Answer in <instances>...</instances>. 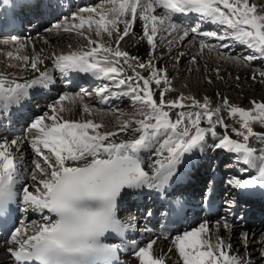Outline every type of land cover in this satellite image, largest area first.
Returning <instances> with one entry per match:
<instances>
[{
    "label": "snow or ice",
    "instance_id": "6c2138e0",
    "mask_svg": "<svg viewBox=\"0 0 264 264\" xmlns=\"http://www.w3.org/2000/svg\"><path fill=\"white\" fill-rule=\"evenodd\" d=\"M174 14H196L199 22L185 27L173 21ZM137 21L142 22L140 39L149 46L150 58L146 62L120 47ZM201 23L217 28L202 31ZM53 29L77 31L81 35L86 29L97 38L85 35L86 49L53 53L50 59L55 71L62 77L78 72L108 81L96 89L102 104L126 96L139 107L115 131H100L103 125L91 119L76 121L62 115L68 110L66 101L82 102L84 95H90L82 90L79 96L60 95L23 131L9 128L0 132V227L12 225L6 241L12 264H121L117 254L125 240L128 241L125 250L134 258L133 264H168L164 255L154 251L158 237L141 244L127 236L129 231L154 233L155 225L148 220L154 213L149 210L141 226L135 217L122 220L119 205L124 197L144 189L167 200L168 188L185 157L203 152L206 147L235 154L236 165L249 166L240 168L241 172L253 167L259 171V175L250 179L229 176L225 181L226 196L233 190L264 186V147L257 155V149L249 145L250 137L264 144V133L254 132L252 127L257 122L264 127V102L253 101L250 109H244L231 104L226 97H221L214 108L207 97L201 102L194 96L180 94L168 100L166 94L174 89L166 69L155 63L156 38L161 31L167 32L168 37L174 34L181 43L190 34L205 38L199 41L198 55L207 49L224 56L221 50L238 43L253 54H230L228 59L249 63L264 59V8H258L250 0H103L99 5L80 7L62 19L57 17L47 30ZM168 43L171 45L173 40ZM0 44H11L17 53L21 51L18 36L0 39ZM12 55L7 53L9 57ZM184 55L179 53L180 57ZM15 59L22 60L24 68L30 65L39 75L24 82L12 81L7 86L0 79V121L10 117L12 106H18L32 89L54 83L48 72L40 70L43 61L38 56L29 60L28 56L17 55ZM190 63H199L197 55L191 57ZM216 71L218 78H222L219 69ZM258 75L264 80V70ZM224 110L230 117L239 118L240 127L232 132L242 140L232 139L227 132L218 134V127L227 128L219 115ZM83 111L91 113L87 104ZM209 136L214 142L211 145ZM25 147L36 157L30 170L24 167ZM142 152L147 153L146 159L141 157ZM223 204L231 210L236 201L226 198ZM182 209V202L174 201L168 203L166 210L162 205L160 212L166 219ZM15 213H37L39 221L26 222L19 216L14 218ZM223 227L230 232L233 225L225 219ZM161 234L169 238L166 232ZM110 235L122 238L120 243L105 242ZM211 236L204 223L175 235L172 245L183 264H251V257L233 255L232 245L223 237L217 236L213 241ZM241 243L247 251L248 232H242ZM259 243L264 245V239ZM260 258L264 261V248Z\"/></svg>",
    "mask_w": 264,
    "mask_h": 264
},
{
    "label": "bare ground",
    "instance_id": "6f19581e",
    "mask_svg": "<svg viewBox=\"0 0 264 264\" xmlns=\"http://www.w3.org/2000/svg\"><path fill=\"white\" fill-rule=\"evenodd\" d=\"M93 1L94 0H92V2ZM250 3L257 4L258 8H264V0H250ZM90 4L91 1L84 0L78 7H75L73 9H67L64 5H60V7L56 11L62 14L61 16H59L62 19L63 15H67L70 12L77 11L80 7L91 6ZM105 7H108V5H105ZM158 12H162V10L158 9ZM197 18L199 17L196 16V14L173 15V21L178 24H181L180 22L182 20H192ZM181 25L185 27L189 26L188 24L184 23H182ZM47 26H42L39 29L34 30L28 34L23 33L22 35L18 36L20 38L21 45V51L19 53H17L16 48H14L11 44L7 46L0 44V79L6 81V86L7 84H11L12 81L24 82L27 80H31L39 75L38 72H34L31 69L30 65L27 68H24V62L22 60L15 59L17 55L28 56L29 60H31L34 56H38L43 61L39 64L40 70L42 72H48L54 80V83H52L50 87H46L49 89L48 92L45 91L46 88H42L43 92H40L41 90H38L40 88L32 89L30 95L26 96L18 106H12V113H26L24 117L28 121L27 124L21 125V119L14 116L13 118L17 122L16 125L12 123V126L8 128H6L5 125L0 126V132H6L9 130V128L17 132L23 131L25 127L30 124L31 121L34 120L37 115H40L48 110V106L57 99H54L55 95H57V97L62 94H68L69 96H79L82 94V90L87 91L88 89L85 90V88L90 85L92 87L96 86L97 89L100 84L109 83L108 81L96 80L95 78L89 75H85L78 72L69 73L67 76L62 77L58 71H55L53 69L52 60L50 59L53 53L57 55L69 54L72 51L86 49L87 40L84 38V36L91 35L93 39L97 38L95 37L94 32L88 33L86 29L84 30V35H81L77 31H64L62 29L47 30L51 29ZM120 28H123L122 24L120 25ZM210 28H216V25H212L209 23H201L202 31H206V29ZM141 35L142 22L137 21L134 28L130 31L129 36L125 37L124 40L121 42L120 47L122 50L127 51L131 56L139 57L141 60L146 62L150 58L149 46L147 45L146 41L140 39ZM5 38L9 37H0V39ZM104 39L107 40V36H105ZM169 39L173 40V43L171 45L168 43ZM200 39L205 38H194L193 35L190 34L189 37L185 38L184 42L181 43L180 40L175 38L174 34L172 37H168L167 32L161 31L158 33L156 38L158 46L155 49V63H157L160 68L166 69L169 79L171 81L172 88L174 89V91L166 94V99L171 100L176 98L180 94H183L185 96H194L202 102L203 99L207 97L212 102L211 106L213 108L217 106V103L220 101L221 97H226L228 98L231 104H239V106L250 105L253 100H260V98H262L261 100L264 101V80H262L258 75L259 71L264 70V59H257L250 63L246 61H236L235 59H228L227 53H234L236 52V47L242 46L238 43H232L231 48L228 50H221L225 52L224 56L217 55L216 51L209 52L207 49L203 51L202 55H198L200 51ZM63 40L70 41L72 44L68 48V50H66L65 53L59 49L60 47L65 46V44H61ZM209 42L214 44L219 43L215 40H210ZM249 51L251 50L248 49V52ZM8 52L13 53L12 57L7 56ZM180 52H184L185 55L183 57H180ZM193 55H197V59L199 61L198 64L190 63L191 57ZM125 68L127 70V66H125ZM217 69H219V77L222 78H218L216 71ZM127 71L128 74H131L130 70ZM139 71H141L142 74H146L143 73V70ZM71 75L78 78L81 82L79 87L81 86L82 90L81 92L77 91V94L76 92H72L71 88L67 86L73 84L74 78ZM254 75L256 77L255 79H253ZM237 77L239 79H237ZM209 80H211L212 82L208 83ZM247 80H251V82L249 81V83ZM249 86L252 87L251 91L255 92V94L259 93V96L255 95L254 98L251 97L252 95H247L249 91L247 87ZM204 87L208 88L204 89ZM153 88L155 89V85H153ZM113 90L115 91L116 89ZM229 90H231V92H229ZM156 91L158 92L159 89H156ZM45 92L48 95L43 97V93ZM29 96H35L34 100L37 99L35 103L33 101L34 105L32 103L27 104V99ZM125 100L134 103L129 97L122 96L118 99L110 100L107 104H102L100 103L96 95L94 97L84 95L82 102L80 100H77L75 103H70L66 101L65 105L68 110L64 111L62 115L65 119L76 121L91 119L94 122L103 125L100 131H115L121 125L122 120L127 119L136 111H124L125 114L122 113L120 117L112 116L114 113H112V110H109V108H111V106H117L120 103H124ZM85 104L90 107V114L85 113L83 111ZM175 111L176 110H173V119H175ZM225 111L227 110L220 112L219 115L221 119V114ZM136 118L139 119L140 117L137 116ZM3 120L5 122V119ZM48 123L51 122L49 121ZM0 125L2 124L0 123ZM217 131L220 135H223L225 134V132H227V134L232 138V135L227 131V129L223 127H218ZM120 135L121 137L124 136L123 133H121ZM8 138L10 139L11 135H9ZM208 143L209 145L214 143L211 140L210 136L208 137ZM259 144L260 145H257L255 148L257 149V155H259V149L264 147V144H262L261 142ZM24 152L26 160L24 167L25 169L30 170L33 165L31 166L28 164L27 158L30 156H32L33 158L34 155L32 154L31 149L29 147H25ZM140 155L145 159L147 158V153L142 152ZM230 156L236 157L235 154L228 153L223 150L212 149L211 147H206L203 152L196 151L193 155L185 157L184 162L179 166L177 175L174 177L173 182L176 181L178 183V189L188 188L189 185L195 186L196 183L197 185H199L201 182V178L205 177V174H207V172L210 170V168H212L214 164H222ZM240 166L245 168L249 167L247 165H243L242 163L240 164ZM233 171L234 174L232 175H235L240 178H242L247 173L243 172L242 174V172L240 171V167H235ZM200 172H203V174H201ZM232 172L230 171V173ZM248 173H252L251 177L259 175L258 169L254 167L249 168ZM28 183L31 184L30 179ZM257 186L261 185L258 184ZM263 187L264 186H261V188ZM145 191L148 194L150 190L144 189L141 192ZM124 206H126V204ZM118 214L122 220H127L128 218L133 217L131 215H126L121 212ZM25 215L28 219L31 218L34 221H39V215L37 213H25ZM135 218L140 224V219L138 217ZM28 219L26 220V222H30ZM225 219L233 225L230 232L228 230H225L223 227V221ZM218 221L220 222L219 225L217 224ZM260 222L263 225V228L261 230L259 229V227H248L247 229L243 230L236 222H231L230 219L221 215L214 219L207 220L206 222L198 223L189 230H193L199 227L201 224L207 223L212 234L211 238L213 241H215V238L217 236L223 237L226 242L232 245L233 255L249 257L248 253H250L251 264H264V261H261L260 258V252L262 248H264V245H261L259 243L261 239H264V235H262L264 234V222ZM242 232L249 233V244L247 249L248 253L247 251H244V246L241 243ZM149 238L154 237H147L146 240H148ZM173 238L174 237H170L166 240L157 238L156 245H154V251L157 255H164L166 260L168 261V264H183V261L179 257V254L175 251L172 245ZM7 239L0 242V264H12V260L9 258L6 252V248L8 247L6 243ZM133 259L134 258L130 255L127 259L128 264H133Z\"/></svg>",
    "mask_w": 264,
    "mask_h": 264
},
{
    "label": "rangeland",
    "instance_id": "374dc122",
    "mask_svg": "<svg viewBox=\"0 0 264 264\" xmlns=\"http://www.w3.org/2000/svg\"><path fill=\"white\" fill-rule=\"evenodd\" d=\"M102 2H103V0H99V1H97V2H95V3H93V4H91V6H93V5H99V4H102ZM55 22V21H54ZM54 22H52V23H50L47 27L48 28H51L52 27V24L54 23ZM184 22L185 23H188V25H190V26H192V25H195L197 22H199V19L198 20H192V22L190 23L188 20H184ZM216 28H217V26H216ZM216 28H210V29H206V31H212V30H216ZM64 41V40H63ZM62 41V43L61 44H65V46H62V47H60L59 49L61 50V51H63L64 53L66 52V50H68V48L72 45L71 44V42L70 41H64L63 42ZM61 42V41H60ZM65 47H67V48H65ZM247 50V51H246ZM226 53H227V51H226ZM235 55V56H243V55H247V54H253L251 51H249L248 52V49L247 48H245L244 47V45H242V46H239V47H236V52H234V53H227V55ZM236 60V59H235ZM236 61H243V60H236ZM260 63H262V62H260ZM262 66H263V64H262ZM248 82L250 81L251 82V80H247ZM246 81V82H247ZM249 82V83H250ZM208 87H204V89H207ZM251 88V89H250ZM81 88H78V89H76V90H80ZM94 89L95 88H90L87 92H85V93H90V95H87V96H91V97H94V96H92V95H95V93H94ZM247 89L249 90L248 91V93H247V95H249V96H251V97H254L255 98V95L256 96H259V93H256L255 94V92H252L251 90H252V87H247ZM75 92V91H74ZM229 92H231V90H229ZM76 94H77V91H76ZM56 98V97H55ZM58 98V97H57ZM262 98H260V100H253V101H255V102H257V103H261V102H264V101H262L261 100ZM236 106H238V107H242V108H244V109H250L251 107H252V103L250 104V105H247V106H239V104H236ZM137 107H139L138 105H136V104H134V103H132V102H129L128 100H125V102L124 103H120L119 105H114V106H111V108H109V110H112L111 112L112 113H114L112 116H117V117H120V115H122V113L123 114H125V112L124 111H133V110H136L137 109ZM111 113V114H112ZM116 113V114H115ZM225 113V114H224ZM119 115V116H118ZM221 116H222V119L224 120V123L227 125V127L228 128H226L227 129V131L232 135V138H234V139H237V140H242V137H237V136H235V134L232 132V129L233 128H237V129H239V127H240V122H239V118L238 117H235V118H233V117H230L229 115H228V112L227 111H225V112H223L222 114H221ZM252 127H253V131L254 132H257V133H264V127H262L258 122L257 123H254L253 125H252ZM258 140H256L255 139V137H250V139H249V145L251 146V147H253V148H256V146L258 145H260L259 143H260V141H258ZM34 159H36V157H33L32 158V156H30V157H28L27 158V162H28V164L29 165H31L32 166V161ZM26 161V160H25ZM234 161H235V157H228V159L226 160V161H224V164H226V163H229V165H232V167H240L239 165H236L235 163H234ZM30 222H32V219H31V221ZM247 253H248V251H247ZM248 255H249V257H250V253H248Z\"/></svg>",
    "mask_w": 264,
    "mask_h": 264
}]
</instances>
